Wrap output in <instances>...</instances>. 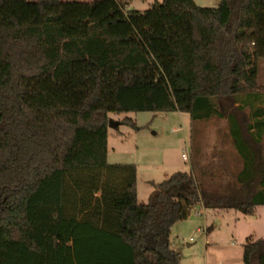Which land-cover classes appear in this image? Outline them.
Returning <instances> with one entry per match:
<instances>
[{
	"label": "trees",
	"instance_id": "16d2710c",
	"mask_svg": "<svg viewBox=\"0 0 264 264\" xmlns=\"http://www.w3.org/2000/svg\"><path fill=\"white\" fill-rule=\"evenodd\" d=\"M129 6L0 0V264H180L171 231L197 206H264V156L257 165L227 117L250 109L251 140L264 141V0ZM141 112L227 118L236 182L196 164L140 203L137 167L108 163V130L110 114ZM254 180L247 203L229 198ZM243 261L264 264V238L246 240Z\"/></svg>",
	"mask_w": 264,
	"mask_h": 264
},
{
	"label": "rangeland",
	"instance_id": "374dc122",
	"mask_svg": "<svg viewBox=\"0 0 264 264\" xmlns=\"http://www.w3.org/2000/svg\"><path fill=\"white\" fill-rule=\"evenodd\" d=\"M128 1L130 9L144 12L163 0ZM194 1L202 8H217L220 4V0ZM257 83L264 91V59L259 60ZM234 110L230 107L227 112ZM110 119L117 123L131 119L140 128L137 131L119 125L108 130V163L137 167L140 203L149 201L152 183H162L177 172L191 173L196 164L206 167L209 177L213 174L214 184L226 186L236 182L241 161L233 148L226 121L213 118L193 122L189 114L179 112L110 114ZM263 149L264 145L253 146L259 166ZM184 154L187 160L183 159ZM227 170H232L231 175ZM254 182H245L229 198L247 203ZM255 212L246 216L237 210H213L199 205L187 221L173 226L170 248L180 255V264H244L246 240L251 236L264 238V207L256 208Z\"/></svg>",
	"mask_w": 264,
	"mask_h": 264
},
{
	"label": "crops",
	"instance_id": "0c3cea01",
	"mask_svg": "<svg viewBox=\"0 0 264 264\" xmlns=\"http://www.w3.org/2000/svg\"><path fill=\"white\" fill-rule=\"evenodd\" d=\"M63 2H72V1H78V2H93V1H97V0H61ZM196 4L198 5V3L196 2ZM131 6V4H130ZM129 6V7H130ZM130 9V8H129ZM241 114V115H239ZM229 116H233L235 120V124L237 123L238 126H239V129H240V134H241V137L243 138L244 140V143L245 145L248 147L250 153L252 154V156L254 157L255 161H256V156L253 152V146H263L264 145V141L261 143V144H256L254 143L252 140H251V137H250V133L248 132V127L250 126H254L255 123H256V120L255 118L252 116V111L250 109H245V110H234L230 113L227 112V117L229 118ZM242 117V118H241ZM245 118V119H244ZM224 121H226V124H227V129H228V134H230V131H229V122H228V119H224ZM252 133H254L255 129L253 130H250ZM230 137V135H229ZM231 139V137H230ZM248 139V141H247ZM232 141V139H231ZM232 145H233V141H232ZM234 148V146H233ZM235 150V148H234ZM236 152V150H235ZM237 154V152H236ZM238 158L240 159L241 161V164H240V169L239 171L236 173L235 177L237 178V176L243 171V161L242 159L240 158V156L237 154ZM263 156H264V149L263 151L261 152V156H260V161L262 162L263 160ZM138 170V169H137ZM229 171H232V170H227V174H230L231 173ZM213 175V174H212ZM215 179V178H214ZM237 180V179H235ZM259 207H264V206H259ZM258 208V207H257ZM256 210V209H255ZM256 213V212H255ZM255 215V214H254ZM255 237V236H253ZM256 238V237H255ZM176 252V251H175Z\"/></svg>",
	"mask_w": 264,
	"mask_h": 264
},
{
	"label": "water",
	"instance_id": "95a60500",
	"mask_svg": "<svg viewBox=\"0 0 264 264\" xmlns=\"http://www.w3.org/2000/svg\"><path fill=\"white\" fill-rule=\"evenodd\" d=\"M117 126H119V123H117V122H114L113 120H109V127H117Z\"/></svg>",
	"mask_w": 264,
	"mask_h": 264
},
{
	"label": "built area",
	"instance_id": "2783aa9c",
	"mask_svg": "<svg viewBox=\"0 0 264 264\" xmlns=\"http://www.w3.org/2000/svg\"><path fill=\"white\" fill-rule=\"evenodd\" d=\"M183 159H184V160H187L188 157L184 154V155H183Z\"/></svg>",
	"mask_w": 264,
	"mask_h": 264
}]
</instances>
